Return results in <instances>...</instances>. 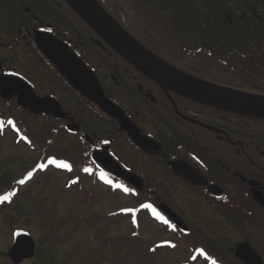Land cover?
Masks as SVG:
<instances>
[{
    "label": "flooded vegetation",
    "instance_id": "flooded-vegetation-1",
    "mask_svg": "<svg viewBox=\"0 0 264 264\" xmlns=\"http://www.w3.org/2000/svg\"><path fill=\"white\" fill-rule=\"evenodd\" d=\"M202 1L126 0L145 9L147 16L141 25L131 26L128 8L102 0L131 35L178 70L264 96V0H226L232 5L239 1L241 21H209L221 30L216 35L204 33L208 21L200 17ZM212 1L207 3L213 6ZM243 11L250 12L246 18ZM11 78L61 109L59 116L44 110L34 113L19 104L17 92L4 99L0 89V101L19 104L28 127L33 119L46 125L38 132L27 130L32 138L50 137L47 148L59 153L52 158L61 157L59 161L70 167L54 166L71 171L79 183L86 178L94 185L111 181L108 187L114 193L128 188L137 228L145 214L180 242L188 239L192 252L202 250L198 257L215 264L222 262L219 243L204 231L216 235L217 230L210 219L208 225L206 214L264 231V119L163 89L121 57L64 0H0V79ZM88 86L103 92L117 116L79 89ZM60 135L69 137L71 145L57 151L53 146ZM43 149L37 142L41 161ZM94 155H109L135 175L142 188L110 173ZM145 204L164 219L152 208L141 207ZM162 205L180 217L188 231L178 227ZM241 243H248L263 260L245 237L228 247L237 264H246L236 255Z\"/></svg>",
    "mask_w": 264,
    "mask_h": 264
},
{
    "label": "rangeland",
    "instance_id": "rangeland-1",
    "mask_svg": "<svg viewBox=\"0 0 264 264\" xmlns=\"http://www.w3.org/2000/svg\"><path fill=\"white\" fill-rule=\"evenodd\" d=\"M98 1L114 15L102 0ZM110 3L130 10L131 26L141 25L147 18L145 9L134 8L126 0H110ZM0 112L8 115V110L2 107ZM9 121L12 119L4 122V137L0 135V196L8 189L11 191L12 184L33 167L39 156L37 150H31L19 139ZM42 124L33 119L28 128L38 132L45 129L46 125L43 128ZM70 145L69 137L60 135L53 147L60 151ZM39 171L27 178L30 181L16 184L17 193L10 210L0 200V264H12L7 253L14 239V229L8 219L12 220L15 213L24 214L16 224L40 242L42 252L41 257L35 256L20 264H43L47 262L43 259L46 256L52 257V264H210L209 258H199L190 250L188 239L180 242L160 225L153 224L145 214L137 230L132 217L112 216L114 212L133 207L135 202L124 192L114 193L102 183L94 185L89 178L80 187L73 184L67 187L72 180L67 171L55 167L43 175ZM88 192H91L89 197ZM8 211L13 213L6 215ZM208 214L205 220L210 219L217 231L216 235L208 229L204 232L211 241L219 243L217 253L221 264H237L228 247H234L237 240L245 237L264 260V231L255 232L257 229L252 224L245 223L247 228H243L242 223L231 225L226 218L217 219ZM134 233L138 236L132 238Z\"/></svg>",
    "mask_w": 264,
    "mask_h": 264
},
{
    "label": "water",
    "instance_id": "water-1",
    "mask_svg": "<svg viewBox=\"0 0 264 264\" xmlns=\"http://www.w3.org/2000/svg\"><path fill=\"white\" fill-rule=\"evenodd\" d=\"M64 1L121 57L163 89L198 103L264 119V96L220 87L178 70L131 35L97 0ZM7 85L10 86L9 89L6 88ZM0 89L1 96L4 98H11L17 92L18 102L24 107H29L34 113L44 110L54 115H62L57 103H44L20 79L11 78L7 81L0 79ZM79 89L107 112L117 116L115 106L104 96L102 91L99 92L96 88L89 86L86 89L81 87ZM94 157L114 175L122 177L133 186L142 188L135 175L124 171L108 155ZM162 209L180 228L188 230L183 220L166 205H162ZM35 250L36 243L30 233L25 230H17L13 244L8 251V257L12 263L20 264L24 260L32 258L35 255ZM236 255L246 264H263L261 257L248 243L239 244Z\"/></svg>",
    "mask_w": 264,
    "mask_h": 264
},
{
    "label": "trees",
    "instance_id": "trees-1",
    "mask_svg": "<svg viewBox=\"0 0 264 264\" xmlns=\"http://www.w3.org/2000/svg\"><path fill=\"white\" fill-rule=\"evenodd\" d=\"M203 4H204V8L202 9L201 11V14H200V17L203 21H208L207 23V26L204 27L203 30H205V34H209V35H216V34H221V30L219 31L218 28H216L215 26H213L212 23H209V21L211 20H222V19H226V18H230L232 20H235L237 22L241 21V15L239 14V12L237 11V5L239 3V1H236L234 3V5L230 4L228 1L226 0H215V1H212L214 2L215 4L212 6L210 4L207 3V0H203L202 1ZM239 6V5H238ZM241 8V7H240ZM198 12V11H197ZM244 15H245V18L248 16L247 14H245L246 12L250 13L249 11H243ZM199 13V12H198ZM5 107L8 108V110L10 111V114L13 116V118L15 119V122L18 124V126L21 128V132L25 135H28L29 134V130H27V122L28 120L25 119L24 115L22 114L21 112V109L20 107L17 105V104H11V103H5ZM4 114H2V112H0V116H2ZM50 137H40V138H33L36 143L39 142L40 143V146L43 149V154H45V156L47 158H52L53 156H58L59 153H51V151L47 148L49 143H50V140L49 139ZM64 155V154H63ZM67 155V154H66ZM65 155V157H67ZM59 158V157H58ZM61 158V157H60ZM44 172V171H43ZM3 180V179H2ZM16 186V183H13L12 187ZM9 190V189H8ZM8 190H6L7 192V195L9 197H11L12 200L6 202L4 200V204L5 206H7V208L9 209V207L14 203L15 201V196L12 197V193L9 192L8 193ZM91 194V192H88L87 195L89 197V195ZM6 208V210H8ZM10 210V209H9ZM13 212L10 213V211L7 212L6 215H11ZM24 216V214H17L15 213L13 216H12V220L8 219V222H9V226L12 227L13 229H17V228H20V226H18L16 223L18 222V220L20 219V217ZM116 216V214H115ZM117 216L118 217H121V219H125V218H131L132 214H131V211L130 210H126V211H123V212H119L117 213ZM17 225V226H16ZM134 237V235H132V238ZM40 247H41V244L40 242L38 243L37 245V249H36V257L39 258L42 256V252L40 250ZM43 259H45L47 262L43 263V264H52V257H49V256H46V257H43Z\"/></svg>",
    "mask_w": 264,
    "mask_h": 264
},
{
    "label": "snow or ice",
    "instance_id": "snow-or-ice-1",
    "mask_svg": "<svg viewBox=\"0 0 264 264\" xmlns=\"http://www.w3.org/2000/svg\"><path fill=\"white\" fill-rule=\"evenodd\" d=\"M49 31H51V29H49ZM9 123L11 124L12 121H9ZM104 143H108V141H104ZM48 163H49L50 165H51V164H59V166L64 167V168H69V167H70L68 164H66V163H64V162H62V161H59V162H58L55 158H50V159L48 160ZM38 167H39L40 169H44L46 166H45L44 164H40ZM85 171H90V169H85ZM32 175H33V173H31V172L28 173V176H29V177H31ZM103 175H104V174L101 175V178H103ZM19 183L23 184V183H25V181H24L23 179H21V180L19 181ZM109 183H111V181H109ZM115 187L120 188V187H122V185L117 184V185H115ZM124 191L127 192L128 189L125 188ZM8 198H9L8 196H4V197H0V200H7ZM141 207H142V208H152L153 212L157 215V217H158L159 219H164L163 217L159 216L158 213H156V210L153 208V206H152L151 204L141 205ZM165 222H167V221H165ZM200 251H202V250H200ZM213 264H215V261H213Z\"/></svg>",
    "mask_w": 264,
    "mask_h": 264
}]
</instances>
